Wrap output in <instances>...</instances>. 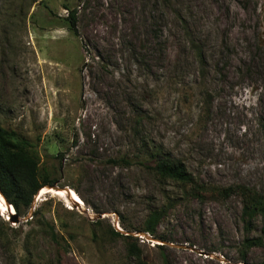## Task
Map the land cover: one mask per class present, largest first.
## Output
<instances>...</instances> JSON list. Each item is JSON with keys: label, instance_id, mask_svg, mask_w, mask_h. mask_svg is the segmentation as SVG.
<instances>
[{"label": "rangeland", "instance_id": "1", "mask_svg": "<svg viewBox=\"0 0 264 264\" xmlns=\"http://www.w3.org/2000/svg\"><path fill=\"white\" fill-rule=\"evenodd\" d=\"M0 127L84 202L53 191L18 223L0 211V264H137L131 244L149 264H264V245L245 243L262 219L247 229L242 197L220 194L264 195V0H0ZM134 131L203 198L138 165ZM159 211L164 249L140 232Z\"/></svg>", "mask_w": 264, "mask_h": 264}, {"label": "trees", "instance_id": "2", "mask_svg": "<svg viewBox=\"0 0 264 264\" xmlns=\"http://www.w3.org/2000/svg\"><path fill=\"white\" fill-rule=\"evenodd\" d=\"M162 1L169 3V0ZM68 17L71 30L77 35L78 21L76 12L69 11ZM191 44L197 54L200 69L204 72L207 65L204 51L202 47L194 45L193 40H191ZM144 118L143 115H139L136 125H143ZM134 135L136 138H139L141 133L134 131ZM139 140L142 148L139 155L135 158L138 165L144 167L162 180H170L181 183L184 186L194 187L193 195L200 199L203 198L200 192L195 189L196 187L199 188L197 179L182 161L174 159L162 146L150 144L148 140L142 137ZM119 161L125 166L130 167L134 159L127 155L119 159ZM54 185L41 173V156L33 144L17 133L0 127V192L5 200L14 208L16 214L19 217L26 216L41 189L45 186ZM234 193L240 195L244 201L243 219L247 222V229H251L252 222H256L259 218L263 222V236L260 239L246 240L247 248L264 245V195L258 193L255 189H249L244 186L231 187L220 191V194L225 198L230 197ZM163 217V212L152 213L147 221V226L140 232L149 234L162 242H168L167 239L157 236V228ZM114 234L122 236L121 233L116 231ZM124 238L126 240L133 239L130 236H124ZM158 248L164 249L165 247L158 246ZM129 254L136 259L137 264H149L143 260L142 253L136 245H130Z\"/></svg>", "mask_w": 264, "mask_h": 264}, {"label": "bare ground", "instance_id": "3", "mask_svg": "<svg viewBox=\"0 0 264 264\" xmlns=\"http://www.w3.org/2000/svg\"><path fill=\"white\" fill-rule=\"evenodd\" d=\"M70 189V188H69ZM50 192H53L51 190H48L47 188H44L40 191L39 193V197H43L44 195L50 193ZM57 195L58 196H61V197H65L68 199V201L71 203H75L76 205H78L79 207H83L84 206V202L82 201V199L80 198V196L73 190V189H70V194L68 195L66 191H60V192H57ZM70 197V199H69ZM0 211L2 213H6V212H10V210H8L7 208V204L5 202V200L3 199L2 195L0 194ZM7 213V214H8ZM11 213L14 215L15 214V210L14 208H11Z\"/></svg>", "mask_w": 264, "mask_h": 264}, {"label": "water", "instance_id": "4", "mask_svg": "<svg viewBox=\"0 0 264 264\" xmlns=\"http://www.w3.org/2000/svg\"><path fill=\"white\" fill-rule=\"evenodd\" d=\"M44 188H47L48 190H51V191H55V192H60V191H66L67 192V194L69 195L70 194V189L69 188H59V187H56V186H46V187H43L42 189H44ZM41 189V190H42ZM0 194H1V192H0ZM2 195V194H1ZM2 197H3V195H2ZM3 199L5 200V198L3 197ZM36 199V198H35ZM69 199H70V197H69ZM5 202H6V204H7V208H8V210H10V212L8 213V220L9 221H14V222H19V220H20V217L16 214V212H15V214L13 215L12 213H11V208H13L6 200H5ZM72 203V202H71ZM75 207H79L78 205H76L75 203H72ZM34 209H35V200H34V203H33V205H32V208H31V210H30V212H33L34 211ZM100 218H101V216H100ZM117 228L119 229V227H118V225H117ZM119 231L122 233L123 231L122 230H120L119 229ZM150 241L151 242H154V241H157V240H155V239H152V238H150ZM161 243H162V245L161 246H165V244H167L166 242H162V241H160Z\"/></svg>", "mask_w": 264, "mask_h": 264}, {"label": "built area", "instance_id": "5", "mask_svg": "<svg viewBox=\"0 0 264 264\" xmlns=\"http://www.w3.org/2000/svg\"><path fill=\"white\" fill-rule=\"evenodd\" d=\"M119 227V226H118ZM120 229V228H119ZM139 238L145 239L146 241H148V239H146L145 237L142 236H138ZM153 243V242H152Z\"/></svg>", "mask_w": 264, "mask_h": 264}]
</instances>
